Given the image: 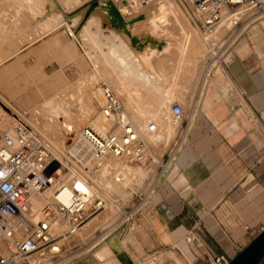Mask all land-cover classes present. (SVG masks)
I'll use <instances>...</instances> for the list:
<instances>
[{"label":"crops","instance_id":"obj_1","mask_svg":"<svg viewBox=\"0 0 264 264\" xmlns=\"http://www.w3.org/2000/svg\"><path fill=\"white\" fill-rule=\"evenodd\" d=\"M109 9V28L121 29L125 20L118 8L110 4ZM248 29L229 48L227 68L216 66L203 74L208 84L196 103V119L185 128L181 120L174 134L162 139L153 154L159 163L147 157V167L155 173L138 188L142 195L152 191L138 217L145 221L149 246L143 245L142 252L148 258L127 245V253L115 252L108 264H116L114 256L120 264H145L151 258H160L157 264H176L165 253L183 258L184 249L187 264H204L217 254L232 259L264 228V31L251 38ZM132 45L138 50L148 45L160 48L149 38L135 37ZM30 53L35 61L49 62L52 57L53 64L60 63L45 67L53 70V77L73 81L87 74L78 42L44 38ZM220 67L227 82L224 88L216 78ZM129 230L130 226L121 228V237ZM190 231L197 240L187 243ZM104 233L96 231L83 242L84 254L67 264H102L93 256L99 246L91 245Z\"/></svg>","mask_w":264,"mask_h":264},{"label":"rangeland","instance_id":"obj_2","mask_svg":"<svg viewBox=\"0 0 264 264\" xmlns=\"http://www.w3.org/2000/svg\"><path fill=\"white\" fill-rule=\"evenodd\" d=\"M164 1L154 0L148 6L138 10L139 7L135 6L134 3L117 4L112 0H0V45L1 48L3 47L0 50V58L5 53L10 54L14 52L0 66V71L3 69L1 71L2 75L5 74L4 77L1 76L0 78V92L9 99L8 101L13 102L12 100L14 99L13 106L18 112L24 114L26 119L32 120L37 115L36 117L40 118L39 122L41 123L45 109L52 105L61 106L64 119L68 120V114L63 111L67 110L70 113L78 114L82 106L81 104L85 106V102H82L83 98L91 94L89 88L96 86L101 91L103 88H109L114 93L113 88L120 86L129 98L131 107L134 108L133 110L135 108L142 109L143 111L153 109V111L167 113L166 117L170 123L172 119L170 106L178 104L183 111L181 118L183 120L182 127L185 128L188 124L190 126L198 113L196 103L201 102L203 98L202 92L205 91L207 81L205 82V78L203 79V74L209 71V65L213 61L227 68L228 65L225 59L229 54V48L239 39L245 29L250 28L248 30H251L254 26H259V30L262 29L264 31V12L256 13L250 10L247 12V15L242 16L240 19L239 15L235 14L237 10L232 8L230 11L231 14L236 15L235 18H230L227 22L225 21L226 16H224L223 20H221L223 24L222 22L219 23L220 28L222 26L225 28V25L228 26L229 24H234L236 20H240L237 21V24L232 29L226 30L224 33H218L217 40H219L217 41L216 48L219 51L217 52L214 49V52H211L214 55L218 54V56L207 58V54L209 53H204L203 51L201 54L197 53V55L194 54L195 56L192 57L190 53L193 47L188 42V38L191 35L185 30L179 33L176 32L175 24L164 13L165 9H167L165 8L167 4ZM260 1L264 3V0ZM93 3H96L95 7L86 16L89 7ZM110 4L118 8L120 15L125 20V25L119 30L109 28ZM139 16H142L140 20L138 19ZM260 16L263 17L256 19ZM151 18L155 21V25L150 23L144 24L147 19ZM252 21L254 24H250ZM248 24L251 26H248ZM150 27L157 28V34L160 35V38L158 36L159 40L155 42L161 44L160 48L148 45L143 50H136L137 48L132 45L133 38H140L144 35V32L146 34L149 31ZM62 37L69 39L72 43L78 42L81 46V57L85 62L84 65L87 70V74L84 77L73 81L53 77L55 74L52 72L53 70H45V67L60 66V63L53 64L52 57L49 58V62L35 61L36 55H31V47L36 41L49 38L50 42L59 43ZM251 38H253V34ZM1 52L4 53L2 54ZM32 58L34 61L31 60ZM121 59H123L124 64L121 62ZM125 66L129 67V73L127 74L124 72ZM60 73L57 74L60 75ZM119 102L121 104L120 100ZM97 111L98 113L100 112V107ZM5 118H10L15 122L17 119L20 120L13 114L10 108L0 102V129L7 127L6 125L3 127L1 124ZM34 120H36L35 117ZM201 120L202 118L199 121ZM36 121L38 123V120ZM109 121L111 122V127L109 126L106 131L112 129L114 123L112 119H109ZM150 123L156 124L157 134L159 132L163 134L164 130H162V126L153 119L148 120L145 127ZM82 128L83 125L80 129ZM176 129L174 127L173 132L164 135V138L172 136ZM69 138L71 139V137ZM69 138H66L65 144L68 141L71 144ZM154 159L153 162L156 163ZM58 168H60V164L56 160H53L47 170V174L57 176L68 172L65 169L61 173H56ZM133 169L134 172H131L132 174L141 172L140 179L135 177L134 174H129L123 186H116L118 188L116 189V187H113V184L112 192L111 190L107 192L116 194L119 203L124 204L122 214L132 215V219L136 221L144 208L142 206L138 207L139 202L137 200H139V197L134 196V194L142 195L144 193L138 191V188L141 186L142 180L149 173H155V170L152 169V166L147 167V162L143 164L141 171H138L137 167ZM138 179L139 184L135 185ZM121 186L123 189L119 188ZM134 186L136 187L134 188ZM126 187L130 188L124 192ZM119 189L121 190L119 191ZM119 217L117 216V218ZM102 226L103 223H101L99 229ZM117 227L114 229H117ZM119 231H121V228H119ZM139 231H141L140 228L133 225L132 230H129L127 236L125 238L124 236L123 238L120 237L119 241L125 239L127 243L132 244L133 248L140 253L142 245H145V243L141 242L140 238L143 230ZM94 236L93 234L88 237L84 240V243H87ZM103 241L104 243H102ZM103 241L100 242L102 244L93 253H98L104 244L111 242L114 247H111L112 250L109 253L112 251L113 254L107 255L106 260H99L102 264L104 262L108 264V259L111 260L114 253L116 251L119 252V248L115 242L116 238L108 237ZM182 242L184 243V238ZM84 243L82 242L70 249L63 247L58 251L57 255L56 252L54 255L52 253V256L49 255L48 261L46 260L43 263L37 264H67L74 257L78 258L84 254L82 253L83 248H85L83 247ZM110 255H112L111 258L109 257ZM141 256L142 258H148L143 253L139 255V257ZM183 256L185 258L188 257L184 252ZM183 258L178 256L182 264H187ZM27 260L23 261V263L29 264L30 259L28 258ZM169 263L173 264L171 260Z\"/></svg>","mask_w":264,"mask_h":264},{"label":"bare ground","instance_id":"obj_3","mask_svg":"<svg viewBox=\"0 0 264 264\" xmlns=\"http://www.w3.org/2000/svg\"><path fill=\"white\" fill-rule=\"evenodd\" d=\"M112 1H114L117 4H125L127 2H130V3H134L135 6H139L138 3L131 2V1H127V2L125 1L119 2L115 0H112ZM164 2H166L167 4V6L165 7L167 9H165L164 13L166 17L173 24H175L176 26L175 29L177 30L176 32L179 33L185 30L188 32V34L191 35V37L188 38V42L193 47L191 48V53H190L192 57L197 55V53L201 54V52L203 51L204 53L205 52L209 53L207 54V58L212 57V56L217 57L218 54L214 55L211 52H214V49L217 52L219 51V49L217 50L216 48L218 44L217 41L219 40V39L217 40L218 33L219 32L224 33L226 30L232 29L234 25L237 24V21H239L242 16L244 17L245 15H247L248 14L247 12L250 11V9L247 8L246 6L237 8L236 9L237 11H235L236 12L235 14L239 15L240 19L236 20L238 19L236 17L235 19L236 21L234 22V24H229L228 26L225 25V28L223 26L220 28L219 23L222 22L223 24V21L221 20H223L224 16H226L225 21H227L230 18L234 19L236 16V15L234 16V14H231V11L228 10L227 8L221 7L220 8V13H221L220 21L217 22L212 28L206 29L202 25L201 20L198 18L197 14L193 11L190 4L186 3L185 0H165ZM261 17L263 16L257 17L256 19L261 18ZM256 19H252V20L255 21ZM148 23L153 24V25L156 24L153 18L147 19L144 24H148ZM252 23L254 24L253 21L250 24ZM250 24H248V26ZM156 27H153V28L150 27V29H148L149 31L146 34L144 32V35L141 36L140 38H149L154 43H156L159 40L158 36L160 38V35L157 34ZM249 32L253 34V37H256L257 34L259 33V26H254L251 30H249ZM23 43L25 42L23 41ZM2 48L0 45V50H2ZM5 52H8V51H5ZM1 53L3 54L4 52H1ZM13 53H10V54L5 53L0 58V66L3 65V63L7 61V58L10 57L11 54ZM121 60H122L121 62L124 64L123 59ZM190 60H192V58H190ZM216 66H221V65H218L215 61H213V63L209 65V71L208 72L206 71V72L210 74L213 68H215ZM5 68L7 69V67ZM126 68L125 70L127 71L124 70L125 74L129 73L128 72L129 67L127 69ZM222 70L224 69L223 68L221 69V67L216 70L217 71L216 78H217V83L219 85H222V87L224 88L227 82L224 79L225 78L224 73H223L224 71ZM1 71H0V74H1L0 78L1 76L4 77L5 75V74L2 75ZM129 71L131 70L129 69ZM6 74H8V72H6ZM89 89L91 91V94L90 96L83 98V100L84 99L85 100L84 101L82 100V102H85V106L81 104L83 107L81 106L82 109L80 108V111H78L79 109L77 110L78 114L70 113L67 110H65L63 112L68 114L69 116V119L65 120L63 113L61 112L62 107L52 105L49 108L45 109L41 123L39 122L40 118L38 119V117H36L37 115L34 116L35 119L38 120L39 124L37 123L36 120H34V117L32 118V120L26 119V116L22 114L21 112H18V110H16V108L13 106L14 99L13 100L11 99L13 102L8 101L9 99H7L0 92V102H2L4 105L10 108L13 114H15L20 120L26 123L29 126V128L39 138L44 140L46 144L49 146V148L51 149L52 153L56 156V158L61 162L63 166H65L68 169V172L64 174H60V177L58 179V182H62L66 186L65 190L58 197L59 200L62 201L64 205L69 206V202L67 201V198L69 196L72 197V196L78 195L86 199L87 202L90 204L94 201L95 196H101L107 202V207L103 212L89 219L81 227L72 229L69 227L66 221H64L60 216L57 215L55 211L54 203L56 199L54 197L55 196L54 190L58 186L57 184L52 185L51 187L45 188L44 190H39V191L37 189H27L25 192L24 199H25V204H26L28 211L26 215L21 218V221H20L21 224H20L19 231L13 237L0 238V255L6 258L7 260L13 261L15 264H24L23 261L25 260L28 261L27 260L28 258L30 259L29 264L43 263L47 259H49L48 257L52 253L54 255L56 252V255H57L58 251L61 250V248L63 247H68V249L73 248L74 246L76 247L77 245L84 242V240H86L88 237L92 236L96 231H99V230L105 231V233L103 234L102 237L98 238L91 245V249L104 243L103 240H105V238L107 239L108 237L114 238V239L116 238L115 242L119 248L118 249L119 252L116 251L117 253L125 255V253H127V245L132 246V244H130L129 242L127 243L125 239L124 240L121 239V241H119V238L121 237V234H120L121 231H119L120 227H117V229H114V228L116 227V224H115L116 220L120 218V217L117 218V216H121L122 214L124 204L119 203L117 199L118 196L116 194L108 193V192H110V190L112 192L113 187H116L119 185L123 186V183H125V181L127 180V176H129V174H132L131 172H134L133 168L137 167L138 171L142 170V167H143L142 160H140L139 158H136V156H138V153L141 152V149H142V154H146V155L148 154L149 157L154 159L155 156H153V154L154 152H158L157 150L160 149L159 146L160 144L163 143L162 139L164 138V135L171 134L173 132L174 127L178 128L180 126V122L175 120L171 115L172 119H171V122L169 123L168 118L166 117L167 113H163L161 111H153V109H151L147 111L144 110L145 111L144 112L142 109H137V108L133 110L134 108L131 107L129 98L127 97L126 93L120 86H115L113 88L114 93L109 88H106V89L112 92V94L115 96L117 100L119 99L121 101L120 105L122 107V112L117 116H114V115L104 116L101 113V109L105 102L104 91L103 90L101 91L96 86H93ZM99 107H100V112L98 113L97 109ZM138 110H141V111H138ZM109 119H112L114 123H113L112 129L106 131L109 126L111 127V122L109 121ZM150 119L155 120L159 125L162 126V130H164L163 134H161L160 132L157 134L158 132L157 126L154 123H150L145 127L146 122ZM15 123L16 122L14 120L10 118H5L3 119L1 124L3 125V127L5 125L7 127L2 128V129L11 128L12 126L15 125ZM126 123L129 124V129L131 131L132 138L134 140V142L129 146L127 152L124 153L120 157L105 156V157H102L101 159L94 158L89 145L84 141L82 137L81 132L83 128L80 129L81 126L83 125L84 127V125L86 124V125L93 127V129H95L97 132L101 134L110 133L115 136H121L124 133V128H125ZM150 125H154L155 127L154 130L152 131L149 130ZM69 137H71V139ZM66 138H69L71 140L70 142L71 144H69V141L65 144ZM140 145H141V148H140ZM154 160L157 163L160 162L156 158ZM134 175L135 177L140 179L141 172H136V174ZM139 179L136 180V184L134 183L135 185L139 184ZM122 186L119 188H122ZM135 187L136 186H134V188ZM129 188L130 187L128 188L126 187L124 192H126L127 189ZM116 189L118 188L116 187ZM120 190L121 189H119V191ZM48 204L52 206L48 210H46V206ZM44 212L46 213L44 214ZM45 218L50 225L49 235L52 238L51 240L52 243L35 254L29 255L26 257H18L16 255V250H15L16 242L20 241L24 236H26L29 233V230L31 231L33 226H35L36 224H38L40 221L44 220ZM13 222L14 224H16V220H14ZM101 223H103V226L99 229ZM133 225H135L137 228H140L141 231L143 230V234H141L140 236L141 242L147 245L149 241L147 237L145 221L141 217H139L136 221H134L130 225V231L132 230ZM126 236L127 235H124V238ZM111 247H114V246L112 245L111 242H108L104 244V246L100 249L98 253H94L93 256L98 261L106 260L107 255L112 253V251L109 253V251L112 250ZM135 251L137 254L139 253L137 250ZM142 251L143 250L141 248V252L138 255H141L143 253ZM182 251L185 254H187V251H185V249ZM165 254L167 255V257L173 258L174 260H176L175 261L176 264H182L180 260H178L174 256L173 253L166 252ZM111 256L112 255H110L109 257L111 258ZM159 260L160 258L158 259L151 258V259L145 260L144 263L145 264H157L156 262H158ZM108 261L110 260L108 259ZM114 261L116 264H120L118 260H116L115 256H114Z\"/></svg>","mask_w":264,"mask_h":264},{"label":"built area","instance_id":"obj_4","mask_svg":"<svg viewBox=\"0 0 264 264\" xmlns=\"http://www.w3.org/2000/svg\"><path fill=\"white\" fill-rule=\"evenodd\" d=\"M115 1L138 3V10H140L154 0ZM185 2L190 4L206 29L212 28L220 21L221 7L232 10V8L237 9L246 6L256 13L264 12V3L260 0H185ZM103 91L105 102L101 113L104 116L119 115L122 112L119 101L106 88H103ZM170 113L175 120L179 122L182 120L183 111L180 105L172 104ZM154 128V125L149 126L150 131L154 130ZM81 134L96 159H101L105 156L120 157L127 152L129 146L134 142L128 123L125 124L124 133L121 136H115L110 133L101 134L89 125L83 127ZM147 157L149 156L142 154V149L136 156V158L142 160V164H146ZM53 160L60 164V168L57 169L56 173H61L65 169L68 171L52 153L46 142L39 138L24 122L17 119L15 125L11 128L0 130V238L13 237L19 231L21 218L28 211L24 199L27 189H37L39 191L57 184L58 186L54 190L56 199L54 203L55 211L72 229L81 227L89 219L106 209L107 202L101 196H95L91 204L78 195L69 196L67 198L69 206L64 205L58 198L66 188L64 183L58 182L60 174L57 176L47 174V170ZM151 193L152 191L146 193V195L134 194V196L139 197L138 207L142 206L145 208ZM51 206L48 204L46 210ZM132 218V215L122 214L115 224L124 230L134 222ZM14 220H16V224H14ZM49 229L50 225L46 218L33 226L26 236L16 242V255L18 257H26L49 246L52 243ZM196 240V234L191 231L185 237V242L187 243H192ZM230 260L226 254H217L204 264H228ZM0 264L15 263L0 255ZM259 264H264V258Z\"/></svg>","mask_w":264,"mask_h":264},{"label":"water","instance_id":"obj_5","mask_svg":"<svg viewBox=\"0 0 264 264\" xmlns=\"http://www.w3.org/2000/svg\"><path fill=\"white\" fill-rule=\"evenodd\" d=\"M96 3L91 4L86 16L95 7ZM264 258V228L262 231L236 256H234L228 264H259Z\"/></svg>","mask_w":264,"mask_h":264}]
</instances>
